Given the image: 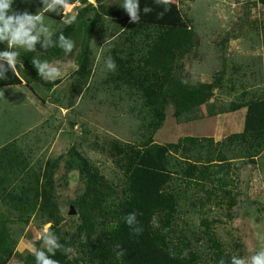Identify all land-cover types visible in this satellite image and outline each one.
<instances>
[{"label":"trees","instance_id":"obj_1","mask_svg":"<svg viewBox=\"0 0 264 264\" xmlns=\"http://www.w3.org/2000/svg\"><path fill=\"white\" fill-rule=\"evenodd\" d=\"M77 1L69 0V4ZM103 1L95 0V7L87 4L77 12L76 22L89 11L94 12L84 28L87 39L99 24L101 14L119 18L120 13L103 6ZM257 2L264 7V0ZM21 3L32 4L36 12L43 7L41 0H14L12 8ZM152 9L147 15L141 11L139 23L131 22L127 15L126 22L133 29V35L142 32V37L138 42L124 39L114 48L117 69L108 74L126 84L130 96L140 102L130 108L138 121L139 134L137 137L133 134L131 141H110L119 173L118 183L109 182L98 171L87 167L88 161L81 160L86 166L80 170L85 186L75 202L80 221L77 235L83 236L81 248L87 264H219L221 258L225 264H231L235 253L224 250L216 235L210 232L207 220H200L197 231L188 233L180 228V204H184L188 193L203 192L207 197L219 193L223 198L230 197L231 190L227 187L232 161L253 162L264 154V90L249 92L243 88L228 105L218 106L210 84L191 82L181 72L182 60L199 45L195 33L182 18L167 14L161 8ZM62 13L60 8L45 16L60 21ZM74 25L75 22L53 35V40L57 41L61 33L68 36ZM255 25L261 31L260 40L256 41L263 42L264 47V16ZM52 48L43 49L38 44L36 50L46 54ZM6 49L7 43H0V50ZM88 49L85 44L82 50L85 60ZM32 57L33 52H29L23 59L31 76L36 72L32 69ZM77 66V73L82 72L84 64ZM234 67L240 69V66ZM23 76L9 69L5 77H0V87L19 85L21 79L29 85L28 76ZM232 77L228 78L230 83ZM225 80L220 78L218 90ZM168 105L178 124L201 119V106L208 117L245 108L243 130L219 142L207 137L184 136L175 143H155L154 134L165 120ZM11 146L8 144L0 150V208L4 210L0 214V264L8 262L17 244L9 224H26L32 215L50 223V230L63 246L72 245L59 230L63 218L54 200L53 170L29 169L25 159L19 163L18 154L14 155L15 149ZM212 147L209 154L200 153ZM229 199L228 208L235 203L233 197ZM199 201H190L189 207L195 208ZM205 205L201 203L199 208ZM131 212L137 213L143 227L138 236L132 234L124 220ZM153 217L159 227L153 226ZM121 250L123 255L118 256ZM52 258L60 264H73L62 251H57ZM19 264H36L35 256H22Z\"/></svg>","mask_w":264,"mask_h":264},{"label":"rangeland","instance_id":"obj_2","mask_svg":"<svg viewBox=\"0 0 264 264\" xmlns=\"http://www.w3.org/2000/svg\"><path fill=\"white\" fill-rule=\"evenodd\" d=\"M86 1L82 0L72 13L77 14L87 5ZM123 2H102L106 8L119 12V18L101 14L100 22L93 28L89 39L84 35V28L94 12L89 11L83 19L75 21L74 28L66 36L75 42L71 53H65L58 46L46 54L32 51V58L38 59L59 55L55 59L66 62L69 70L64 72L67 75L47 81L38 75V71L33 76L28 71V82L36 95H31L29 89L22 86L11 91L12 94L9 92L7 99H0L3 104L11 103L10 98L19 100L12 102L11 107L0 109V125L7 127L3 132L8 138L17 137V149L23 152L30 168L53 170L54 200L63 218L59 230L66 240L72 242L73 252L69 254V260L73 264H87L81 248L83 236L77 235L80 221L75 206L85 186L80 170L86 166L81 160L88 161L87 167L98 171L109 182L118 183L119 173L110 141H131L133 134L136 137L139 134L138 121L133 118L130 108L140 102L137 97L130 96L126 84L108 74L110 71L104 64L108 56L116 58L114 48L122 40L138 42L142 37V32L138 36L133 35V29L126 22L128 14L121 7ZM140 5L154 6L152 8H161L165 12L164 6L158 5L156 0H140ZM169 9L165 13L182 18L199 40L198 47L181 62L182 75L191 82L210 81L218 106L228 105L243 88L249 92L264 90V47L263 42L256 41L260 40L261 31L255 25L264 16V7L257 0H176ZM50 23L54 35L69 25L54 20ZM106 40L108 43L105 44ZM85 44L89 48L86 60L82 54ZM15 50L20 52L21 61L29 53L24 49ZM74 64H84L83 71L77 73ZM234 66H240V69ZM230 76H233L231 83L228 81ZM221 77L226 80L218 90ZM172 112L171 105H168L165 120L154 134L155 143H175L192 127L205 134L201 137L219 142L235 131L223 128L230 127L233 119L234 122L240 119V113L233 117L220 114L212 116L211 120L203 117L195 125L192 121L178 124ZM201 112L205 113L204 106H201ZM212 149L207 148L200 153L205 156ZM232 164L227 187L231 190L230 197L223 198L219 193L208 197L203 192L188 193L184 204H180L178 221L180 228L190 233L198 230L200 220H207L210 232L216 235L224 250L248 258L264 249V154L253 162L240 159L232 161ZM232 197L235 203L228 208ZM195 198L200 200L199 204L195 208L189 207L190 201H198ZM206 198H209L208 202ZM201 203L206 204L203 209L199 208ZM71 208L75 214L69 213ZM45 225L50 223L38 215L30 216L26 224H9L17 244L7 264H19L22 256L33 254L32 249L42 247Z\"/></svg>","mask_w":264,"mask_h":264},{"label":"clouds","instance_id":"obj_3","mask_svg":"<svg viewBox=\"0 0 264 264\" xmlns=\"http://www.w3.org/2000/svg\"><path fill=\"white\" fill-rule=\"evenodd\" d=\"M14 0H0V43L6 42L7 49L0 50V77H5L8 70L17 71L18 65L23 67V62L19 60L20 52L15 49H24L25 51H35L39 44L41 48L60 47L65 53H71L75 47V42L61 33L57 41L53 40L54 29L46 23L45 13L55 12L62 8L67 13L72 7L69 0H41L43 7L37 13L32 14L25 10L23 12L14 11L12 8ZM158 5L164 6L167 12L172 0H156ZM121 7L129 15L131 22L139 23L141 11L147 15L153 11L152 7L145 5L141 9L140 0H124ZM164 13L160 15L163 16ZM77 14L67 16L62 22L72 24L76 21ZM95 43V41H94ZM108 43L106 40L105 44ZM103 47V46H102ZM32 65L37 69L38 75L47 81H55L61 76V69L47 60L33 58ZM105 67L109 71H116L117 64L115 60L108 56L104 60ZM125 223L131 229L132 234L140 235L143 227L137 218L136 212L128 213L124 217ZM153 226L159 227L155 217H153ZM50 225L43 227L42 247L32 249L36 264H60V261L54 259L57 251L69 255L73 252L71 247H65L59 242V237L50 230ZM119 247V246H118ZM123 255V250L117 254ZM186 255V253L184 254ZM219 264H225L223 258ZM231 264H264V249L259 250L248 258H242L236 255L231 257Z\"/></svg>","mask_w":264,"mask_h":264},{"label":"crops","instance_id":"obj_4","mask_svg":"<svg viewBox=\"0 0 264 264\" xmlns=\"http://www.w3.org/2000/svg\"><path fill=\"white\" fill-rule=\"evenodd\" d=\"M88 1V2H87ZM86 2H87V4H90V5H92V6H96V2H95V0H87ZM81 2V0H78L75 4H70L72 7L68 10V12L66 13L65 12V10L63 9V18L60 20V21H57V20H54V19H51V18H49V17H47L46 16V23H48L49 22V24L51 25L52 23H50L52 20H54V21H56V22H59L60 24H61V21H63L67 16H71L73 13H72V10H73V8H75L79 3ZM13 10L14 11H19V12H23V11H25V10H27V11H29L30 13H32V14H35V13H37L36 11H37V9L32 5V4H28V5H26V4H24L23 3V5H22V3L19 5V4H17V6H15V8H13ZM34 56V55H33ZM58 56L59 55H52V56H50L48 59H43L44 57H42V58H39L40 60H47V61H49L50 63H52L53 65H55V66H57V67H59L60 69H61V76H65V75H67L64 71L65 70H69V68H67L68 67V65L66 64V62H64V60H62V59H55V58H58ZM53 59V61H51L52 59ZM33 59V58H32ZM31 59V60H32ZM51 59V60H50ZM21 61V60H20ZM23 62V67H20L19 65H18V67H17V71H16V74H18L19 76L21 75V76H23L24 74H26V73H28V71H31L30 69H28L26 66H25V64H24V61H22ZM67 65V66H66ZM74 66H75V64H74ZM75 67H77V69H76V71L78 70V66H77V64H76V66ZM32 69H34L36 72H37V69L33 66V68ZM34 70H32V71H34ZM25 76V75H24ZM23 76V77H24ZM25 77H27V76H25ZM203 83V82H202ZM211 82L210 81H208V82H205L204 84H210ZM22 86H26L28 89H29V91L31 92L30 94L31 95H33V96H35L36 95V93H35V91L33 90V88L30 86V84L29 85H27L26 83H25V81L24 80H22L21 79V83L19 84V85H13V86H6V87H0V99L1 98H3V97H5L6 99H7V94L10 92L11 93V91L13 92L14 90H17V89H20ZM12 94V93H11ZM10 101H12V102H18L17 100H16V97H14V98H10L9 99ZM14 100V101H13ZM11 102V103H12ZM11 103H6V104H3V103H0V109H4V107H6V106H8V107H11ZM24 104V103H23ZM5 105V106H4ZM7 107V108H8ZM245 112H246V109L245 108H242V109H240V110H238V111H235V112H230V113H225V114H228V117H233L234 116V114H237V113H240V119H238V121H235L234 122V119L232 120V125L230 126V127H225V128H223V130H235V131H232L231 133H230V135L231 134H239V133H241L242 131H241V129L243 130V123H244V116H245ZM242 113V114H241ZM203 117H205L206 118V120H211V118H213V117H207L206 115H205V113L203 112ZM202 117V118H203ZM216 118H214V120H215ZM15 120V119H14ZM14 120H13V122H14ZM198 120H200V119H198ZM12 122V123H13ZM198 123V121L196 120V121H192L191 123H193L194 125H195V123ZM237 122V123H236ZM190 123V125H193V124H191ZM184 124H187V123H184ZM189 124V123H188ZM241 126V127H240ZM240 128V129H238V130H236L237 128ZM7 127H4V125L3 124H1L0 125V150L3 148V147H5V146H7L8 144H11L12 146V148H14L15 149V151H17V152H15L14 151V155H17L18 154V159H19V163L24 159V156H23V152H21V151H19L18 149H17V144H16V141H17V137L16 136H11L10 138H8V135L6 134V132H3V131H7V129H6ZM193 128V127H192ZM190 129L187 133H185L184 134V136H191V137H198V136H205V134H203L201 131H199V130H197V132L195 131V130H193V129ZM229 130V131H230ZM228 131V132H229ZM12 132V131H11ZM205 132V131H204ZM194 133V134H193ZM229 134V133H228ZM227 133H226V135H228ZM218 135H219V133H218ZM225 135V136H226ZM208 136V135H207ZM209 136H212V135H209ZM0 161H2V158H1V155H0ZM21 165V164H20ZM28 168L30 169V166L28 165ZM1 213H4V210L2 211V209L0 208V214ZM13 216L15 217V215L13 214ZM13 216L12 217H10V219L11 220H13ZM15 220H16V218H15ZM14 237H15V233H14ZM15 247H16V245H15ZM15 253V248H14V250H13V254ZM13 254L11 255V256H13ZM11 258V257H10ZM10 260V259H9ZM8 260V261H9ZM7 264V263H6Z\"/></svg>","mask_w":264,"mask_h":264},{"label":"water","instance_id":"obj_5","mask_svg":"<svg viewBox=\"0 0 264 264\" xmlns=\"http://www.w3.org/2000/svg\"><path fill=\"white\" fill-rule=\"evenodd\" d=\"M70 214H75L74 210L71 208Z\"/></svg>","mask_w":264,"mask_h":264}]
</instances>
